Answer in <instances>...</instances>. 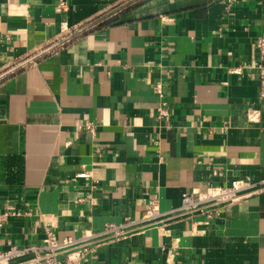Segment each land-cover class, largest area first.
<instances>
[{
	"label": "crops",
	"instance_id": "crops-1",
	"mask_svg": "<svg viewBox=\"0 0 264 264\" xmlns=\"http://www.w3.org/2000/svg\"><path fill=\"white\" fill-rule=\"evenodd\" d=\"M130 1L67 0L64 11L59 0H0V76L47 50L0 77V208L31 212L9 218L0 250L39 245L48 227L100 232L154 198L170 211L185 192L263 176L264 0ZM162 100L170 115L158 118ZM201 220L148 227L91 261L264 264V192Z\"/></svg>",
	"mask_w": 264,
	"mask_h": 264
},
{
	"label": "built area",
	"instance_id": "built-area-1",
	"mask_svg": "<svg viewBox=\"0 0 264 264\" xmlns=\"http://www.w3.org/2000/svg\"><path fill=\"white\" fill-rule=\"evenodd\" d=\"M59 6L67 11V0H59ZM255 44L260 58L264 60V33L257 36ZM259 67L260 97L264 100V65L261 63ZM240 70L241 68L238 67L235 71ZM160 87V85L157 86L158 89ZM169 115L167 102L162 100L158 106V118ZM247 116L250 121H259L260 111L250 107L247 110ZM86 128L94 132L96 125L87 122ZM89 175V173L78 174L79 177ZM261 192H264V171L263 176L258 181L246 177L233 179L228 184L210 185L207 191L194 189L185 192L182 196L181 205L170 211L161 210L159 200L154 198L147 204L139 218L126 216L119 223L109 222L100 232L85 231L79 237H73L57 233L52 227H48L46 236L39 245L26 247L11 245L7 250H0V264H14L13 260L28 254L32 256L19 264H93L91 258L102 245L143 232L151 226H158L163 229L164 234H169L170 230L165 227L166 222L181 217L194 218L200 215L204 217V220L197 223L209 224L221 218L227 206L246 196ZM22 214L27 215L31 212L0 208V231L10 217Z\"/></svg>",
	"mask_w": 264,
	"mask_h": 264
},
{
	"label": "water",
	"instance_id": "water-1",
	"mask_svg": "<svg viewBox=\"0 0 264 264\" xmlns=\"http://www.w3.org/2000/svg\"><path fill=\"white\" fill-rule=\"evenodd\" d=\"M134 1H136V0H132V1L128 2L127 4H125L124 6H127V5H129L130 3L134 2ZM124 6H122V8H123ZM102 19H104V18L98 19V20L94 21L93 23H91V24L85 26L84 28H82L81 30H79L78 32H76L75 34H73L72 36H75V35H77V34L83 32L84 30L88 29L89 27H91V26L97 24L98 22H100ZM56 46H57V45H55V46H53V47H56ZM53 47H52V48H53ZM48 50H49V49H48ZM46 51H47V50H46ZM46 51H43V52H41V53H39V54H37V55L31 57L30 59H28V60H26L25 62L21 63L19 66H17V67H15L14 69H12L11 71L16 70L17 68H19V67H21V66L27 64L28 62L34 60V59L37 58L38 56L44 54ZM11 71H9V72H11ZM9 72H7V73L1 75L0 77L5 76V75L8 74Z\"/></svg>",
	"mask_w": 264,
	"mask_h": 264
}]
</instances>
